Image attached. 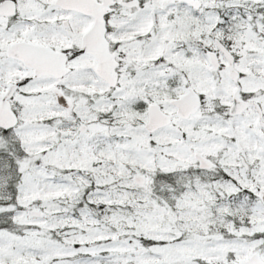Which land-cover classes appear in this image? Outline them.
<instances>
[{
  "label": "snow or ice",
  "instance_id": "6c2138e0",
  "mask_svg": "<svg viewBox=\"0 0 264 264\" xmlns=\"http://www.w3.org/2000/svg\"><path fill=\"white\" fill-rule=\"evenodd\" d=\"M0 264H264V0H0Z\"/></svg>",
  "mask_w": 264,
  "mask_h": 264
}]
</instances>
